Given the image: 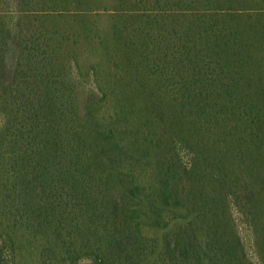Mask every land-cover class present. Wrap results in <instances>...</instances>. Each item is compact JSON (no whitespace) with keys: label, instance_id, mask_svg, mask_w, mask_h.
<instances>
[{"label":"trees","instance_id":"16d2710c","mask_svg":"<svg viewBox=\"0 0 264 264\" xmlns=\"http://www.w3.org/2000/svg\"><path fill=\"white\" fill-rule=\"evenodd\" d=\"M0 264H264V0H0Z\"/></svg>","mask_w":264,"mask_h":264},{"label":"rangeland","instance_id":"374dc122","mask_svg":"<svg viewBox=\"0 0 264 264\" xmlns=\"http://www.w3.org/2000/svg\"><path fill=\"white\" fill-rule=\"evenodd\" d=\"M86 71H87L86 65L85 67L83 65L82 71L78 69H75L74 71L77 80L83 82V85L81 86V90H80V95H79L80 97H88L89 89L96 87L95 79L91 77L90 75H88ZM243 233L246 235L247 241H249L247 232L244 229H243Z\"/></svg>","mask_w":264,"mask_h":264}]
</instances>
